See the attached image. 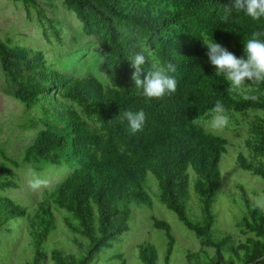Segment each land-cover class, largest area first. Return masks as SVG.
I'll return each mask as SVG.
<instances>
[{
  "label": "trees",
  "instance_id": "16d2710c",
  "mask_svg": "<svg viewBox=\"0 0 264 264\" xmlns=\"http://www.w3.org/2000/svg\"><path fill=\"white\" fill-rule=\"evenodd\" d=\"M9 1L22 2L29 18L35 11L46 35L51 29L62 41L58 19L38 0ZM64 5L82 23L84 34L97 39L98 49L106 56L99 69L108 84L92 74L77 77L63 72L41 50L13 46L0 38V65L9 86L6 94L20 101L31 116L23 129L37 130L23 162L38 171L48 164L69 163L70 172L44 189L33 211L0 194V234L10 233L16 223H26L24 231L34 250L28 264H45L49 252L53 264H99L102 251L123 241L129 232L130 205L153 208L146 189L152 172L160 201L201 240L200 249L186 250V264H264V212L252 207L253 197L242 184L230 191L246 209L236 222L240 237L215 227L219 219L215 205L222 186L220 164L229 140L203 130L217 100L226 111L245 115V142L252 158L240 151L237 163L264 178V83L249 93L256 100L229 93L227 81L216 75L203 43L207 37L238 58L244 57V42L254 31L264 33V18L253 20L233 10L229 20L222 22L225 6H234V0H64ZM142 47L161 66L174 65L169 75L177 81L175 93L151 100L140 95L128 58ZM149 70L150 65L142 66L140 78H146ZM141 109L145 125L132 134L128 121L120 117L125 111ZM0 156L4 160L0 191L18 188L15 169L21 162L1 143ZM191 179L201 201L199 206L195 203L196 208ZM188 203L195 220L187 212ZM58 213L73 233L71 241L84 248L83 255L64 246L45 248L59 228ZM152 219L155 228L165 231L167 249L163 255L154 242L145 240L137 247L139 256L145 264H171L178 243L172 226L156 216ZM105 261L127 264L122 251ZM0 264L10 263L2 260Z\"/></svg>",
  "mask_w": 264,
  "mask_h": 264
},
{
  "label": "rangeland",
  "instance_id": "374dc122",
  "mask_svg": "<svg viewBox=\"0 0 264 264\" xmlns=\"http://www.w3.org/2000/svg\"><path fill=\"white\" fill-rule=\"evenodd\" d=\"M38 1L50 16L58 19L56 23L61 29L62 41L57 40L51 29H47L48 35H46L35 11L31 12L32 17L29 18L28 11L22 2L9 0H0V38L13 46L23 45L41 50L48 62L63 72L77 77L92 74L107 85L108 79L99 69L100 63L106 60V56L98 49L97 39L84 34L82 23L73 12L67 9L64 0ZM8 87L7 78L0 65V143L9 155L21 162V166L15 169L18 175L15 181L19 187L7 188L5 191H0V194L15 199L16 202L28 206L33 211L40 199L43 198L44 189L55 185L68 176L70 173L69 163L48 164L43 170L38 171L35 165L23 162L26 149L34 141L37 130L27 131L23 129L22 125L28 123L31 116L20 101L6 94ZM226 114L229 116V124L217 132V134L228 138L229 144L220 164L222 186L218 192L215 205L219 217L215 227L226 229L240 237L236 222L242 217L246 209L241 200L235 202L230 191L237 189L242 184L254 198L257 193H264V178L239 167L237 155L240 151L248 158H252V149L247 147L245 142L248 133L245 115L236 111H226ZM3 163L4 160L0 156V166ZM29 168L33 169L45 181L44 186L35 192L28 186L26 173ZM194 185V179H191L190 191L196 208L195 203L199 206L201 201L195 192ZM146 189L153 198V208L138 205L135 202L130 205L132 216L129 232L124 235L123 241H117L113 247L102 251V261L99 264H119L116 261H105L107 257L119 251L124 252L127 264H145L141 260L137 248L145 240L154 242L159 252L164 255L167 249V235L164 230L153 226L152 218L154 216L171 224L178 241L171 257V264H186V250L189 248L198 250L202 247L201 240L195 232L185 226L175 211L160 201L158 180L152 172L148 174ZM187 212L190 217L196 219L189 203L187 204ZM198 214L201 215V210ZM57 215L59 228L50 237L48 244H45V248L49 249L50 247L49 250H51L55 246H64L76 251L78 255H83L84 248H79L71 241L73 233L66 228L62 213ZM21 222L16 223L10 233L2 232L0 234V262L4 260L10 264L29 263L34 250L30 248L29 238L24 231L26 223ZM85 239L88 241L87 237ZM45 264H53L50 252Z\"/></svg>",
  "mask_w": 264,
  "mask_h": 264
},
{
  "label": "clouds",
  "instance_id": "9594fccd",
  "mask_svg": "<svg viewBox=\"0 0 264 264\" xmlns=\"http://www.w3.org/2000/svg\"><path fill=\"white\" fill-rule=\"evenodd\" d=\"M243 11L253 20L264 18V0H234V6H225L222 22H227L231 12ZM264 33L254 31L251 37L244 42V57H237L233 52L218 42H213L203 37V43L208 51L209 62L216 69V75L223 76L228 83L229 93L241 96L244 100H256L257 96L250 95L253 86L264 83V40L260 39ZM143 47L140 51L130 55L128 60L135 69L132 79L135 88L140 90V95L146 99H161L165 95H171L177 90V81L169 75L175 71L174 65L169 63L166 67L161 66L160 61L154 55L145 54ZM246 57V58H245ZM150 65L146 78L141 79L142 66ZM210 119L204 125L205 134H215L229 124V116L221 101L217 100L211 108ZM128 121V127L132 134L142 131L146 122V114L141 109L138 112L125 111L120 117ZM197 122L194 120V123ZM28 186L32 191L40 190L45 181L31 168L26 173ZM252 207L264 212V193L252 198Z\"/></svg>",
  "mask_w": 264,
  "mask_h": 264
}]
</instances>
